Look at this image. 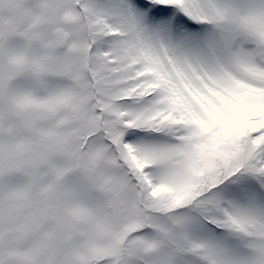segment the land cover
Wrapping results in <instances>:
<instances>
[{
	"label": "snow or ice",
	"instance_id": "obj_1",
	"mask_svg": "<svg viewBox=\"0 0 264 264\" xmlns=\"http://www.w3.org/2000/svg\"><path fill=\"white\" fill-rule=\"evenodd\" d=\"M0 264H264V0H0Z\"/></svg>",
	"mask_w": 264,
	"mask_h": 264
}]
</instances>
